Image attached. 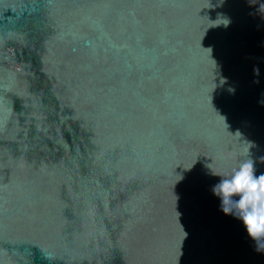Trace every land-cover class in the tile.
<instances>
[{"label":"water","instance_id":"95a60500","mask_svg":"<svg viewBox=\"0 0 264 264\" xmlns=\"http://www.w3.org/2000/svg\"><path fill=\"white\" fill-rule=\"evenodd\" d=\"M262 100L264 0H0V264H264Z\"/></svg>","mask_w":264,"mask_h":264},{"label":"clouds","instance_id":"9594fccd","mask_svg":"<svg viewBox=\"0 0 264 264\" xmlns=\"http://www.w3.org/2000/svg\"><path fill=\"white\" fill-rule=\"evenodd\" d=\"M223 21L228 23L226 18ZM214 174L220 179L212 193L219 198L222 212L238 218L248 236L257 241V250H264L260 246L264 242V172L255 175L253 160L247 158L229 175Z\"/></svg>","mask_w":264,"mask_h":264}]
</instances>
